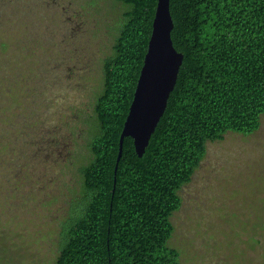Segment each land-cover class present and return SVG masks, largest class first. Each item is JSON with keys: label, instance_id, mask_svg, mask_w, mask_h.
<instances>
[{"label": "trees", "instance_id": "obj_1", "mask_svg": "<svg viewBox=\"0 0 264 264\" xmlns=\"http://www.w3.org/2000/svg\"><path fill=\"white\" fill-rule=\"evenodd\" d=\"M114 2L122 13L94 97L88 156L78 170L80 196L70 203L61 226L55 264H181L180 252L169 245L171 217L181 207L179 191L191 181L208 142L222 141L227 133L252 135L264 115V0H170L171 40L183 55L177 81L141 158L132 139L124 138L113 188L119 136L157 0ZM22 13V8L13 9L0 16V52L8 53L10 47L8 58L18 63L26 52L29 64L41 65L38 40V51L33 50L20 30L13 35L6 25ZM3 68L0 65L1 74L7 70ZM18 80L11 72V82L4 87L0 83L14 110L21 105L14 96L18 93L12 96V84ZM28 89L25 98L36 92L34 85ZM36 99L29 102L27 116H20L21 126L28 110L39 105Z\"/></svg>", "mask_w": 264, "mask_h": 264}, {"label": "rangeland", "instance_id": "obj_2", "mask_svg": "<svg viewBox=\"0 0 264 264\" xmlns=\"http://www.w3.org/2000/svg\"><path fill=\"white\" fill-rule=\"evenodd\" d=\"M0 4V16L22 8L20 19L6 25L13 35L20 30L31 49L38 51L36 40L41 45V65L29 64L26 52L20 63L8 58L10 47L0 52L7 68L0 83L9 84L11 72L19 76L12 96L18 93L21 102L15 115L0 91V264H55L61 226L80 196L78 170L88 156L99 63L110 51L122 8L114 0ZM31 85L36 92L25 98ZM33 98L39 105L21 126ZM179 196L169 245L180 252L181 264H264V115L252 135L227 133L208 142Z\"/></svg>", "mask_w": 264, "mask_h": 264}, {"label": "water", "instance_id": "obj_3", "mask_svg": "<svg viewBox=\"0 0 264 264\" xmlns=\"http://www.w3.org/2000/svg\"><path fill=\"white\" fill-rule=\"evenodd\" d=\"M169 6L170 0H157L143 64L119 136L113 170V188L124 138L132 139L135 154L141 158L165 112L169 96L177 81L183 55L173 47L171 40L173 21Z\"/></svg>", "mask_w": 264, "mask_h": 264}, {"label": "flooded vegetation", "instance_id": "obj_4", "mask_svg": "<svg viewBox=\"0 0 264 264\" xmlns=\"http://www.w3.org/2000/svg\"><path fill=\"white\" fill-rule=\"evenodd\" d=\"M118 4V3H117ZM121 6V5H120ZM115 27V26H114ZM111 30H112V33L114 34L115 33V28H111ZM113 39H114V35H113ZM112 45H113V43H112ZM112 45H111V47H110V51H111V48H112ZM109 51V52H110ZM107 57V56H106ZM106 57H104L102 60H100V67H99V77H100V84H99V86H98V88H97V93L96 92H94L95 93V96L99 93V91H100V89H101V86H102V76H103V73H102V64H103V60L106 58ZM93 103H94V101H93ZM92 111H93V105H92ZM91 123H93V121H94V115L92 114L91 115Z\"/></svg>", "mask_w": 264, "mask_h": 264}]
</instances>
